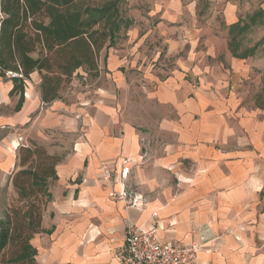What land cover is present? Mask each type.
<instances>
[{"label":"crops","instance_id":"crops-1","mask_svg":"<svg viewBox=\"0 0 264 264\" xmlns=\"http://www.w3.org/2000/svg\"><path fill=\"white\" fill-rule=\"evenodd\" d=\"M185 1L197 4L198 0H157L160 8L153 10H162L165 36H181L172 39L169 55L185 46L186 34L210 33L211 41L220 43L222 51H226L229 67L224 61L205 65L197 61L195 44L187 56L177 57L175 69L164 79L153 73L150 63L142 64L148 97L164 109L165 104H174L181 122L163 117L153 126L139 127L123 120L117 99L118 89L126 80L123 67L131 65L127 49L106 51L108 82L89 94H80L76 105L81 135L72 153L57 166L54 217L44 221V231L31 241L39 264H117L130 222L146 229L157 225V237L164 243L205 238L198 264H264V212L259 210L263 181L257 157L252 156L248 147L231 146L235 133L233 116L237 125L247 131L250 122L257 126L256 130L263 128L264 122L259 124V120L239 108V92L235 88L250 66L244 65L248 58L232 55L227 29L244 12L264 9V0H210L221 4L225 25L222 30L186 26ZM166 22L176 25L167 26ZM208 45V54L216 57L218 44ZM132 65L139 66L138 61ZM187 74L192 83L185 79ZM33 79L35 85L26 83L20 111H15L19 95L10 94L12 80H0V107H12L10 115H0V124L7 128L25 126L32 114L40 116L46 110L49 117L66 119L60 120L62 129L76 130L77 124L67 116L76 105L59 98L44 107L39 77ZM196 115L199 117L193 123L185 122ZM14 143L17 142L9 133L0 139L1 169L15 164L20 144ZM103 160L119 174L124 168L129 169L128 180L119 175L115 188L128 191L136 185L142 192H135L139 203L111 199L112 188L101 178ZM174 178L176 183L172 182ZM150 191L165 193V200L144 198L143 194ZM72 214L77 219H72Z\"/></svg>","mask_w":264,"mask_h":264},{"label":"rangeland","instance_id":"rangeland-1","mask_svg":"<svg viewBox=\"0 0 264 264\" xmlns=\"http://www.w3.org/2000/svg\"><path fill=\"white\" fill-rule=\"evenodd\" d=\"M102 2V0H79V5L95 6ZM160 5V2H157V0H124L121 4L122 15L124 18L131 20V24L128 27L124 22L121 24V28L116 34L115 44L110 47V49L112 48L111 50L114 48L127 49L128 58L131 60L130 66L123 67L126 80L125 84L118 89L117 99L119 103H121L123 120L139 127L153 126L161 121L163 117H165V120L168 119L175 123L181 122V116L177 113L174 104H165L164 109L161 104L148 97L146 92L148 84L144 77L146 74L145 68L140 69L142 64L146 66L150 63L153 73L159 79H164L167 74L175 69L177 57L187 56L194 44L198 54L197 61L204 62L203 65L213 64L214 61L225 62L226 51H222L223 49H221L220 43L211 41L212 35L210 33H203L200 35L186 34L184 36L185 46H180L179 52L174 51L176 55H173L174 53H170L169 55V47L173 44L172 39L174 37L175 39L177 37L181 38V36H165V19L163 20L160 18L162 10L160 9L161 11L153 13V10H158ZM185 6L188 8L185 17L186 26H202L220 30L225 27L222 18L221 4H214L210 0H198L197 4L185 1ZM252 10L250 13L244 12V17L248 14H252L257 9ZM166 25L174 26L176 24L173 22H166ZM263 36L264 23L252 26L242 35L241 50L253 46L260 41ZM194 40H196V43H193ZM211 42H213V45L218 44L219 53L216 57L208 54V44ZM108 44L109 41L107 40L105 46ZM105 46L98 53L97 69L92 71L87 67L79 69L74 73L71 80L63 85L59 96L66 104L76 105V103L80 102L79 97L81 93L93 92L97 87L105 85V82H108V55L105 57ZM137 54L138 58H136ZM33 55L36 57L37 53ZM135 60H137L139 64L137 67L132 65V62ZM145 60L147 61L145 62ZM225 64L226 67H229L226 62ZM245 64L249 65L250 69L244 70L246 72L242 76V80L239 81V86L235 88V90L239 92V108L251 114V118L255 117L259 120L260 122H258L260 124L264 122V109L258 106L259 101L264 103V44L258 48L254 56L248 58L247 63L245 62L244 65ZM33 76L36 79L39 77V81L41 82L39 72H34L31 75V79L27 81L28 86L35 85ZM4 79L8 80L9 77H0L1 81ZM185 79L192 83V77L189 74H187ZM179 101L183 102L184 100L180 99ZM189 101L193 100L189 99ZM43 106L45 107L46 104ZM77 109L76 105L74 111L70 109V111L67 112V116L73 118L78 127L73 131H65L62 129L60 120L66 119H61L58 116L49 117L46 110H44L45 114H38L40 116L32 114L31 121L26 123L25 126L18 125L16 127L7 128L6 125L0 124V139L5 134L9 133V136L17 142L14 143L15 146L20 144L16 149L17 158L15 164L7 170L0 168V227L3 221L10 222L13 230L12 233L17 239L3 251L0 257V264H12L9 260L20 252L21 246L19 238H24L28 232L26 227L28 221L24 218V214L29 208L32 207L35 212V217L38 213L37 211L42 212L41 232L44 231V221L54 217L53 190L55 189L57 179H54L53 176H49L48 173L51 174L52 166L57 172V166L72 153L75 141L78 140L81 135L80 115ZM40 111L42 110L40 109ZM10 113H12V107H0V115H10ZM65 113L66 112L63 111V114ZM198 117V115L194 116V118L191 116V119H185V122L193 123V119H197ZM48 122L51 123V126L48 125ZM237 124V119L233 116L235 133L231 146L234 149L240 148L241 146L244 148L248 147L252 156L256 155L257 169L263 181V191L260 195L259 210L264 212V127H259V130H256L257 126L255 128L253 123L250 122V129L247 131L245 128L242 130ZM255 125H258V123ZM245 134H248L247 136L249 137L248 144ZM167 138L172 139V136L167 135ZM241 142H243V145ZM22 146L31 148L32 150L40 148V151L33 154L25 151L20 153L19 148ZM25 157H27L26 160H24ZM186 166L188 167L187 162ZM31 169H36V171L40 173L42 170H46L47 189L52 193V198L48 197L44 189L40 190L39 187L32 188L29 186L31 177L28 175L18 176L20 171ZM15 180L27 186L29 193L28 197H22L20 195L19 189L15 186ZM172 182L176 183L177 179L174 178ZM136 191L142 193L140 189H136V185L128 188V201L135 196ZM143 196L149 200H165V193L160 194L150 191L147 194H143ZM71 217L72 219H77V216L74 217L73 214ZM35 235L33 237H35Z\"/></svg>","mask_w":264,"mask_h":264},{"label":"trees","instance_id":"trees-1","mask_svg":"<svg viewBox=\"0 0 264 264\" xmlns=\"http://www.w3.org/2000/svg\"><path fill=\"white\" fill-rule=\"evenodd\" d=\"M102 1L95 6H80L79 0H1L5 18L0 31V77L8 76L13 82L10 94L19 95L15 111H20L23 106L26 83L34 72H39L41 76V99L44 104H49L60 98L63 85L71 80L76 71L84 67L90 71L98 68L97 56L105 42L109 41L105 46L108 53L115 44L121 24L124 22L127 27L131 24V20L122 15L124 0ZM263 23L264 9L259 8L227 27L228 45L234 57L247 59L256 54L264 44V36L253 46L241 50L242 35L252 26ZM12 73L17 75L12 76ZM258 103L264 109V103ZM22 151L33 154L40 148L32 150L22 146L19 152ZM41 173L36 169L22 170L18 176L28 175L31 177L29 186L44 189L52 198L47 189L46 170ZM48 175L58 179L53 166ZM15 186L22 197L29 196L26 185L15 180ZM37 212L36 217L32 207L25 212L28 232L24 238H19L20 252L9 260L10 263L39 264L37 250L31 243L33 236L42 231V212ZM12 231L10 222L3 221L0 227V257L17 240Z\"/></svg>","mask_w":264,"mask_h":264},{"label":"built area","instance_id":"built-area-1","mask_svg":"<svg viewBox=\"0 0 264 264\" xmlns=\"http://www.w3.org/2000/svg\"><path fill=\"white\" fill-rule=\"evenodd\" d=\"M5 18V13L1 9L0 0V31L1 24ZM12 76L17 74L12 73ZM101 178L110 184V197L113 200L124 201L128 204L139 203L138 196H134L128 201L127 190H117L115 180L119 175L125 181L129 178V169L124 168L119 174L108 161L100 162ZM157 219V212L153 213ZM158 226L146 229L132 222L128 224L126 230L125 244L121 248L117 264H198L199 252L205 242H161L158 237Z\"/></svg>","mask_w":264,"mask_h":264}]
</instances>
